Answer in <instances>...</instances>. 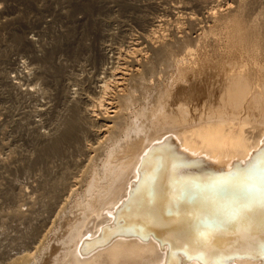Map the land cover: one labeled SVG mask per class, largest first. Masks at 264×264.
<instances>
[{
  "label": "bare ground",
  "instance_id": "obj_1",
  "mask_svg": "<svg viewBox=\"0 0 264 264\" xmlns=\"http://www.w3.org/2000/svg\"><path fill=\"white\" fill-rule=\"evenodd\" d=\"M107 2L88 68L73 65L86 55L67 31L75 21L42 58L33 30L0 50V264H264V205L248 198L264 203V0ZM223 26L224 49L203 58L201 41L215 46ZM19 46L31 64L5 51ZM195 181L202 195L245 189V201L189 206L223 217L178 240L167 203Z\"/></svg>",
  "mask_w": 264,
  "mask_h": 264
},
{
  "label": "rangeland",
  "instance_id": "obj_2",
  "mask_svg": "<svg viewBox=\"0 0 264 264\" xmlns=\"http://www.w3.org/2000/svg\"><path fill=\"white\" fill-rule=\"evenodd\" d=\"M7 1V2H6ZM43 1V3H44V1H45V3L41 6H39V5H36V3H34L33 4V2H31L30 3V1H26V0H0V27H1V29H0V39H2V40H0V46H1V48H0V50H4V48L5 49H7L6 47L8 46L7 44L9 43V41H10V39H11V37L10 36H12V33H17V34H19L20 36H21V34H22V36H23V33L25 34V33H27L28 31H30V30H33L34 32L33 33H31V34H28L27 35V37H29V36H33V38L34 39H36V47L34 46V47H32L31 46V48H33V50L35 49L36 51H34L35 52V54L34 55H38V58H42L43 56H45V53L47 52V50L49 49V47L52 45H50V43H52V42H55L56 43V41L58 40L59 41V39H62V37H61V35L63 34V32L65 33V28L63 27V24L65 23V22H71V21H75L74 23H71L70 24V26L71 27H69L70 29L69 30H67V31H70L71 32V34L74 36H71L70 37V40L72 39V37H73V39L71 40V43H79L80 45H81V48H83L82 50H80V51H82L83 53H85L84 51H88V49L89 48H95V46H96V42H97V33H98V30L99 29H97V21H101V19L103 20V19H105V16L107 15V13H108V9L111 11V13H112V4H110L109 2H107V1H109V0H42ZM52 1V2H51ZM53 1H55V2H53ZM59 1V2H58ZM65 1V2H64ZM111 1V0H110ZM117 1V0H116ZM119 1V0H118ZM52 3V4H51ZM88 3V4H87ZM91 3V4H90ZM104 3V4H103ZM107 3V4H106ZM57 4V5H56ZM100 4V5H99ZM106 4V5H105ZM49 5L51 6V7H49ZM108 5H110V6H108ZM66 6V7H65ZM83 6V7H82ZM101 6H103V7H101ZM41 7V8H40ZM106 7V8H105ZM109 7V8H108ZM111 7V8H110ZM42 9V11H40V9ZM46 8V9H45ZM38 9V10H37ZM56 9V10H55ZM104 9V10H103ZM105 9H106V11H105ZM13 10V11H12ZM31 10V11H30ZM34 10V11H33ZM49 10V11H48ZM60 10H62V11H60ZM88 10V11H87ZM95 10V11H94ZM101 10V11H100ZM114 10H115V8H114ZM94 11V12H93ZM98 11V12H97ZM41 12V13H40ZM50 12V13H49ZM61 12V13H60ZM17 13V14H16ZM43 13V14H42ZM58 13V14H57ZM26 14V15H25ZM42 14V15H41ZM46 14V15H45ZM87 16V17H86ZM93 16H94V18H93ZM101 16H104V17H101ZM72 17H74V18H72ZM99 17H101V19L99 18ZM22 18V19H21ZM72 18V19H71ZM95 18H97V19H95ZM98 18H99V20H98ZM45 19V21L47 22L46 24H44V25H40V23L42 22V20H44ZM63 19H65V20H63ZM79 19H80V21H79ZM94 19V20H93ZM32 20V21H31ZM88 20V21H87ZM78 21V22H77ZM83 21V22H82ZM16 22V23H15ZM49 22V23H48ZM64 22V23H63ZM81 22H82V24H81ZM28 23V24H27ZM81 25H80V24ZM96 23V24H95ZM4 24V25H3ZM76 24V25H75ZM91 24V25H90ZM7 25V26H6ZM31 25V26H30ZM39 25V26H38ZM78 25V26H77ZM96 25V26H95ZM21 26V27H20ZM42 26V27H41ZM47 26V27H46ZM83 26V27H82ZM87 26V27H86ZM6 27V28H5ZM8 27H9V29H8ZM13 27V28H12ZM15 27V28H14ZM20 27V28H19ZM52 27H53V29H52ZM80 27V28H79ZM5 28V29H4ZM13 30H12V29ZM33 28V29H32ZM36 28H38V29H36ZM49 28H51V29H49ZM86 28V29H85ZM88 28V29H87ZM96 28V29H95ZM226 28V29H225ZM29 29V30H28ZM220 29H221V27L219 28V30L217 31H215L214 32V34H213V36L217 39V42L218 43H216L215 44V46H208V44L207 43H209V40H204V41H201V47H200V50H199V53L201 54V56H202V54L204 55V56H202L203 58H210V60L212 59V58H214L215 59V51H216V53L218 54V53H220L223 49H224V46L226 45V43H227V35L229 34V29L227 28V26L226 27H222V32L220 31ZM224 29H225V31H224ZM39 30H41V34H39V37L38 36H36L37 35V33H36V31H39ZM62 30H63V32H62ZM65 30V31H64ZM82 30V31H81ZM91 30H92V33H91ZM3 31V32H2ZM25 31V32H24ZM49 31V32H48ZM61 31V32H60ZM79 31V32H78ZM90 31V32H89ZM93 31H95V32H93ZM226 31H227V34H226ZM22 32V33H21ZM43 32V33H42ZM48 34H47V33ZM78 32V33H77ZM224 32V33H223ZM259 32V33H258ZM260 32H261V34H263L264 35V29H261V30H258L257 31V34H258V37L259 38H261V36H263V35H261L260 34ZM216 33V34H215ZM222 33V34H221ZM2 34V35H1ZM35 34V35H34ZM52 34V35H51ZM42 35V36H41ZM78 35V36H77ZM84 35V36H83ZM218 35V36H217ZM21 36V37H22ZM54 36V37H53ZM76 36V37H75ZM83 36V37H82ZM61 37V38H60ZM95 37V38H94ZM221 37V38H220ZM41 38V39H40ZM78 38V39H77ZM89 38V39H88ZM263 38V37H262ZM51 39H52V41H51ZM77 39V40H76ZM83 39V40H82ZM6 40L8 41V42H6ZM22 41L21 42H23V39H21ZM54 40V41H53ZM2 41V42H1ZM73 41V42H72ZM76 41V42H75ZM79 41V42H78ZM85 42V43H84ZM95 42V43H94ZM221 42V43H220ZM206 43V44H205ZM5 46H4V45ZM94 44V45H93ZM217 44H218V46H217ZM220 44V45H219ZM225 44V45H224ZM38 45V46H37ZM78 45V44H77ZM80 45L78 46V48H80ZM87 47H86V46ZM93 45V46H92ZM222 45H224V46H222ZM3 46V47H2ZM92 46V47H91ZM20 47V46H19ZM19 47H17V48H14L13 50L11 49L10 51L9 50H5L6 52H9V54L8 55H10L11 56V58L13 57L15 60H17V61H22V62H24L25 64V66H27V64H29L30 63V61L28 60V59H26V54L24 53V49L23 48H19ZM38 47H40V48H38ZM86 47V48H85ZM206 47V48H205ZM212 47H214L215 49L216 48H218V49H214V50H212ZM221 47V48H220ZM223 47V48H222ZM40 49L39 50V52H38V49ZM88 48V49H87ZM30 49V48H29ZM204 49V50H203ZM206 49V50H205ZM22 50V51H21ZM43 50V51H42ZM84 50V51H83ZM207 50H209V51H207ZM11 51H13V52H11ZM214 51V52H213ZM219 51V52H218ZM23 52V53H22ZM44 53V54H43ZM64 53H66V52H64V50L60 53L61 55H62V57H63V59H62V57H60L61 59H59V61H60V63L62 62V63H64V64H67L69 61H67V58H66V56H65V54ZM198 53V58H196L197 60H198V62L201 60V56H200V54ZM12 54V55H11ZM25 54V55H24ZM42 54V55H41ZM56 54H59V52H57ZM55 54V56H57ZM64 54V55H63ZM86 54V53H85ZM210 54H212L211 56H210ZM214 54V55H213ZM207 55V56H206ZM41 56V57H40ZM212 56H214V57H212ZM199 57H201V58H199ZM64 59H66V60H64ZM214 59H212V60H214ZM25 60V61H24ZM62 60V61H61ZM88 55L86 54L85 56H79L77 59H76V61H75V63L73 64V62H69V65L68 66H71L72 64L74 65V66H78V65H80V63H81V68H82V66L85 68H88V64H87V62H88ZM65 61V62H64ZM253 62H255L256 63V61H254V60H252ZM251 61V62H252ZM257 61L259 62V63H261V64H259L260 66L262 65H264V59L262 58H259L258 59V57H257ZM260 61H262V62H260ZM32 62V61H31ZM78 62V63H77ZM27 63V64H26ZM83 63V64H82ZM246 63V62H245ZM20 65L22 64V63H19ZM31 64V63H30ZM248 64L250 65V62H248ZM3 65V64H2ZM2 65H0V67H2V68H6V67H8V66H5V65H3V66H5V67H3ZM23 64H22V67H19V69L20 68H23V67H25ZM34 66V68L36 69V67H37V65H33ZM32 66V67H33ZM196 67H198V66H196ZM264 67V66H263ZM39 68V67H38ZM42 68H40V71H42L41 70ZM37 70H39V69H37ZM43 72V71H42ZM259 71L256 69V70H253V73L255 74V75H258V74H260V73H258ZM10 76H13V77H15L16 76V74H14V73H12V72H10V74H9ZM45 77H41V78H38V80L36 81V85H35V87L37 88V89H41L40 91H42L43 90V88H44V84L46 83V79H44ZM16 80V81H15ZM18 79H14V81L15 82H18L17 81ZM42 81V82H41ZM38 84V85H37ZM42 87V88H41ZM21 88H24V86H22L21 85ZM45 89V88H44ZM14 91V90H13ZM15 91H17V90H15ZM31 107H32V105H31ZM26 187V186H25Z\"/></svg>",
  "mask_w": 264,
  "mask_h": 264
},
{
  "label": "water",
  "instance_id": "obj_3",
  "mask_svg": "<svg viewBox=\"0 0 264 264\" xmlns=\"http://www.w3.org/2000/svg\"><path fill=\"white\" fill-rule=\"evenodd\" d=\"M163 167V166H162ZM162 169V168H161ZM159 169L157 171V173L161 170ZM183 177V176H182ZM189 176H187L188 178ZM184 178V177H183ZM198 178V177H196ZM178 181V180H177ZM177 181H174V183H176ZM170 185V183H169ZM200 184L198 183V181H195V183L192 185L193 189H184V184L181 185H177V188L180 189L182 196L181 199H175V198H171L169 199V203H167V205H169L170 203H174L176 205V215L177 218H175L176 220H181V226L182 228L179 230V238H177L178 240H180L182 238V235H185L183 233L186 234H191L192 232L196 235L199 234V232L205 228V227H213V225L215 224V222L217 223V221H219L222 217H223V212L220 211H215V212H210L207 211L206 213H202V212H196L195 210L191 209L189 206H194L197 205L198 203H203L204 207L208 208L213 207V205L218 204L220 206H223V209L225 207H235L237 205L240 204V202L242 203V201H245V189H240L241 190V195L236 197V198H231V190L229 187H215V186H211L210 188H208L209 190H207V194L202 195V192L199 188ZM161 188L162 190L165 189V183H162V185L158 186V188ZM171 187V186H169ZM171 189V188H170ZM173 190L175 189L174 187L172 188ZM173 193L172 191H169V195ZM260 195V192L257 193V195H253V197H248L251 200L255 199L258 200L257 204L259 205H264V203H262L263 201H260V198H256ZM215 196L218 197L220 200H215ZM263 199V198H261ZM158 202L155 201V198H153L150 202V206L148 207V210H154L157 208V204ZM187 205V208L185 210L184 215H180V211L178 209V205H183V204ZM244 203V202H243ZM156 207V208H155ZM261 207V206H258ZM264 209V207H262ZM166 213V211H165ZM173 214L167 213L165 215L166 218H173L172 217ZM119 221H122V225L126 223V220L124 218H120L117 220V224ZM173 222V221H171ZM183 229V230H182ZM182 233V234H180ZM204 240V239H203ZM237 242H233L228 241L227 244H224V249L226 250H230L233 249L235 247H237L238 244H235ZM194 244H196V241L194 242ZM222 250V249H221ZM231 255H237V256H245V255H249L254 257L253 255H250L248 253H237L234 252ZM229 255V256H231ZM219 256V255H217Z\"/></svg>",
  "mask_w": 264,
  "mask_h": 264
}]
</instances>
